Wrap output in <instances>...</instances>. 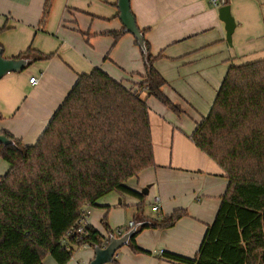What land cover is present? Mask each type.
Here are the masks:
<instances>
[{
	"label": "crops",
	"instance_id": "obj_1",
	"mask_svg": "<svg viewBox=\"0 0 264 264\" xmlns=\"http://www.w3.org/2000/svg\"><path fill=\"white\" fill-rule=\"evenodd\" d=\"M229 1L236 22L231 46L220 19L221 4L130 0L152 54L162 56L155 68L167 81L163 91L181 114L154 97L148 100L156 166L131 179L128 187L139 195L148 187L149 194L144 199L110 194L90 208L87 224L110 238L107 226L116 235L117 228L130 222L141 225L178 209H185L187 216L171 229L142 231L136 243L146 253L134 254L125 246L115 264H176L163 252L194 258L215 220L228 179L190 137L208 116L228 69L264 60V0ZM45 3L0 0V30L6 28L0 33L4 58L16 59L29 48L53 55L0 80V134L8 133L25 145L38 141L81 75L100 68L128 88H136L145 75L135 37L127 33L115 45L110 35L125 29L118 0H54L41 26ZM31 78H36L34 84ZM8 171L9 165L0 159V178ZM148 205L151 216L145 213ZM77 252L76 262L83 260L78 264H90L95 258L94 249Z\"/></svg>",
	"mask_w": 264,
	"mask_h": 264
},
{
	"label": "trees",
	"instance_id": "obj_2",
	"mask_svg": "<svg viewBox=\"0 0 264 264\" xmlns=\"http://www.w3.org/2000/svg\"><path fill=\"white\" fill-rule=\"evenodd\" d=\"M53 3L46 0L41 26ZM125 34V29L110 33L115 45ZM145 45V75L136 88L96 68L79 77L34 145L1 133L16 145L0 144V159L9 165L0 178V264H44L48 257L69 264L83 244L106 248L110 238L93 226L76 232L85 208H96L114 193L144 199L128 182L156 166L148 100L154 97L181 114L155 68L162 56L152 54L146 38ZM52 57L29 48L16 59L31 65ZM190 139L223 170L228 187L195 257L169 252L163 257L176 264H264V60L228 69L208 116ZM141 210L142 203L135 218ZM186 216L178 209L139 227L135 223L129 248L146 253L136 243L142 231L171 229ZM107 231L117 236L108 226Z\"/></svg>",
	"mask_w": 264,
	"mask_h": 264
},
{
	"label": "water",
	"instance_id": "obj_3",
	"mask_svg": "<svg viewBox=\"0 0 264 264\" xmlns=\"http://www.w3.org/2000/svg\"><path fill=\"white\" fill-rule=\"evenodd\" d=\"M224 2V0H222ZM118 9L120 11V19L125 27L126 33L132 34L138 41L139 47L143 53L147 52L145 45V37L139 29L135 16L131 10L130 0H118ZM220 19L225 23L226 39L229 45H232L233 34L236 29V22L231 13L230 6H223L220 11ZM30 65L27 59H7L3 56V50L0 49V80L9 73H20L23 72ZM0 144L5 146H15L16 143L10 140L5 135L0 134ZM143 195L149 194V188H145L142 192ZM140 224L137 225L139 227ZM137 229H132L126 232L122 237L116 238L111 236L109 244L106 248L95 247V258L90 264H110L115 259L117 252L128 246L132 236L135 234Z\"/></svg>",
	"mask_w": 264,
	"mask_h": 264
},
{
	"label": "built area",
	"instance_id": "obj_4",
	"mask_svg": "<svg viewBox=\"0 0 264 264\" xmlns=\"http://www.w3.org/2000/svg\"><path fill=\"white\" fill-rule=\"evenodd\" d=\"M211 4L213 5V6H215V7H218L219 5H220V0H211ZM35 81H36V78H31L30 79V83H35ZM155 203H159V198H156L155 199ZM90 208L91 207H86L85 208V210H84V218L80 221V224H79V226H78V228L76 229V232L77 233H79V234H84L85 232H86V228H87V226H89L88 224H87V218L89 217V215H90ZM154 210L155 211H157L158 210V207L156 206L155 208H154ZM135 226V223L134 222H130L127 226H126V228H117L116 230H115V232H116V235H118V237L117 238H120V237H122L126 232H128V231H130L133 227ZM81 249H84V250H86V249H94L93 247H91L89 244H83L81 247H80V250ZM84 264H89V263H84ZM110 264H112V263H110Z\"/></svg>",
	"mask_w": 264,
	"mask_h": 264
},
{
	"label": "rangeland",
	"instance_id": "obj_5",
	"mask_svg": "<svg viewBox=\"0 0 264 264\" xmlns=\"http://www.w3.org/2000/svg\"><path fill=\"white\" fill-rule=\"evenodd\" d=\"M145 213L147 214V215H152L153 214V212H152V208H151V206H146L145 207ZM116 237H118V235L116 236ZM121 250L122 249H120L118 252H117V254H120L121 253ZM90 253H91V251H90ZM77 255H79V253L78 252H75V254L73 255V259L71 260V262L69 263V264H78V262H82L83 260L82 259H78V261L76 262V256ZM117 256V255H116ZM116 258V257H115ZM47 260H50V261H47ZM117 260V259H116ZM48 262V264H56V263H54V260L51 258V257H48L45 261H44V264H46Z\"/></svg>",
	"mask_w": 264,
	"mask_h": 264
}]
</instances>
